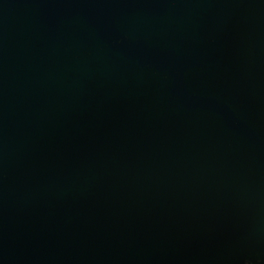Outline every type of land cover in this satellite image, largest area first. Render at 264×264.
Instances as JSON below:
<instances>
[{
    "label": "water",
    "instance_id": "95a60500",
    "mask_svg": "<svg viewBox=\"0 0 264 264\" xmlns=\"http://www.w3.org/2000/svg\"><path fill=\"white\" fill-rule=\"evenodd\" d=\"M0 264H264V0H0Z\"/></svg>",
    "mask_w": 264,
    "mask_h": 264
}]
</instances>
